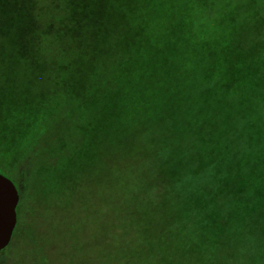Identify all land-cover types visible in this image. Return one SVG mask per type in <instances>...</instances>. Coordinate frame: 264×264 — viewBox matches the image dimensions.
I'll return each instance as SVG.
<instances>
[{
	"label": "rangeland",
	"instance_id": "374dc122",
	"mask_svg": "<svg viewBox=\"0 0 264 264\" xmlns=\"http://www.w3.org/2000/svg\"><path fill=\"white\" fill-rule=\"evenodd\" d=\"M78 1L30 0L28 37L0 14V173L35 235L50 206L87 264H264V0Z\"/></svg>",
	"mask_w": 264,
	"mask_h": 264
},
{
	"label": "trees",
	"instance_id": "16d2710c",
	"mask_svg": "<svg viewBox=\"0 0 264 264\" xmlns=\"http://www.w3.org/2000/svg\"><path fill=\"white\" fill-rule=\"evenodd\" d=\"M87 1V2H85ZM50 2V1H49ZM52 2V1H51ZM79 6L83 7L85 4H91V7H95L97 3H94L89 0H81L78 1ZM31 2L30 0H0V14H9L13 17H7L6 20V30L3 31L5 33L4 38L6 37V34L13 35V39H16L18 37H24L29 36L35 29L33 24V19L27 17L28 9L31 8ZM52 10V8H51ZM55 17H54V25L56 26L57 30L55 32H51L49 28H41L38 27L36 29L37 33L40 35V37L49 38V42L43 41L42 51H43V58H46V56H50L51 58L53 56L55 57H65L66 55V45L62 43V41L58 42L56 44V47L53 48L49 46L51 41H54V43L59 41L58 32L60 31L59 28L64 26L68 20L71 19L73 21L76 18V12H72L69 9L61 11L58 7H55L54 9ZM1 25V24H0ZM68 44V43H67ZM97 50H99L98 45H94ZM68 47L69 44H68ZM72 50V57L74 60L80 57L79 49L76 46L70 47ZM204 86H208V80L201 82ZM15 101V100H13ZM120 114L117 112L114 114V118L117 119ZM5 117L3 122L6 124L7 119V125L10 118L3 113L2 118ZM44 119V118H43ZM49 123H42L40 124V128L38 131V135L40 138L43 136H50L51 128H48ZM3 128V126H1ZM8 128V127H7ZM10 129L12 131H16L18 129V126L11 124ZM50 148L46 149V151H49ZM19 192V191H18ZM26 190H22L19 192V203L16 207V214H17V223L15 226V229L13 231L11 240L6 248H4L0 252V260L2 258L4 260H8L10 258V255L14 253H18V264H87V257L82 255L80 251H78L77 248L74 250H71L72 246H76L75 242L77 239L75 235H72V233L67 232V228H65L63 225L59 224V226L55 227L56 229H53V225L51 222L53 221L52 217V208L50 206L46 207V220H48V226L47 229H45V241L39 240L37 235H35L36 230L33 229L32 225H30L23 217L22 207L25 205L26 202ZM37 219V218H36ZM52 230L54 233H52ZM38 235H40L38 233ZM57 237L59 239V243L57 246L59 247V250L57 253H54V247L51 245L50 240L52 238ZM39 242V243H38ZM54 243V242H53ZM105 250L103 253L104 257V264H128L131 257H128V254H125L124 252L121 254H118L117 256H114V247L113 245L109 243H105ZM77 249V251H76ZM89 261V257H88ZM6 263V261H5ZM4 264V263H0Z\"/></svg>",
	"mask_w": 264,
	"mask_h": 264
},
{
	"label": "water",
	"instance_id": "95a60500",
	"mask_svg": "<svg viewBox=\"0 0 264 264\" xmlns=\"http://www.w3.org/2000/svg\"><path fill=\"white\" fill-rule=\"evenodd\" d=\"M19 192L15 184L0 173V252L9 244L17 223Z\"/></svg>",
	"mask_w": 264,
	"mask_h": 264
}]
</instances>
